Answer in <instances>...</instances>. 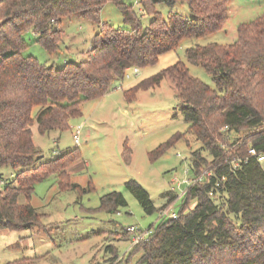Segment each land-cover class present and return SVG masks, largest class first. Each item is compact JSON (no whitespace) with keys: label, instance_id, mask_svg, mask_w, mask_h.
I'll use <instances>...</instances> for the list:
<instances>
[{"label":"trees","instance_id":"1","mask_svg":"<svg viewBox=\"0 0 264 264\" xmlns=\"http://www.w3.org/2000/svg\"><path fill=\"white\" fill-rule=\"evenodd\" d=\"M140 1L153 16L145 29L124 0H0V166L15 171L0 192V230L38 224L29 203L33 185L51 173L68 177L72 152L41 161L32 140L35 123L40 135L69 129L81 104L107 94L127 69L152 66L183 39L220 31L227 20L229 0ZM106 2L119 8L129 30L100 24ZM178 2L187 4L189 18L171 10L165 21L153 10L155 4L172 9ZM72 15L101 27L84 60L58 69L23 55L28 29L47 52H55L61 19ZM186 59L211 76L215 89L178 62L125 91L124 98L131 101L138 90L169 79L188 132L201 144L190 154L191 169L197 176L208 167L211 175L189 186L177 218L161 219L130 254L141 252L135 264H264V168L248 154L250 148L264 154V14L240 24L233 43L190 47ZM178 138L149 152L150 159ZM125 187L146 212L153 210L137 183ZM125 204L119 192L101 199L102 206Z\"/></svg>","mask_w":264,"mask_h":264},{"label":"rangeland","instance_id":"2","mask_svg":"<svg viewBox=\"0 0 264 264\" xmlns=\"http://www.w3.org/2000/svg\"><path fill=\"white\" fill-rule=\"evenodd\" d=\"M124 3L132 7L143 29L149 26L153 16L143 9L140 0ZM153 10L165 21L171 10L190 17L186 3L178 2L172 9L159 3L153 5ZM262 14L264 0H229L227 20L220 31L183 39L154 65L138 68L137 75L129 69V77L115 80L103 97L83 102L81 114L69 120V129L40 135L33 125L32 140L41 161L72 152L66 168L68 177L51 173L35 182L29 203L38 224L21 230H0V264H135L141 252L130 254L131 235L126 232L127 227L152 232L161 220V210L169 208L170 215L180 212L181 195L195 178L190 154L201 144L188 132L169 79L138 90L131 101L125 100L124 92L178 62L187 67L192 77L215 89L211 76L187 61L186 50L196 45L231 44L240 24ZM98 19L114 30H129L112 2L101 7ZM100 29L93 21L75 15L62 18L58 48L53 53L36 42L33 30L28 29L23 33V55L58 69L68 62H80L86 58L92 38ZM77 128L75 143L73 135ZM178 135L180 138L162 154L150 159L149 152ZM203 155L209 162L210 157ZM14 176L15 171L9 166H0V192ZM128 181H134L148 194L151 212H146L125 187ZM111 192L121 193L126 204L102 206V197ZM190 205L192 208L193 204Z\"/></svg>","mask_w":264,"mask_h":264},{"label":"built area","instance_id":"3","mask_svg":"<svg viewBox=\"0 0 264 264\" xmlns=\"http://www.w3.org/2000/svg\"><path fill=\"white\" fill-rule=\"evenodd\" d=\"M132 69V73L134 75L138 74V67H132L130 68ZM129 69L126 70V72ZM124 74V78H128L129 75L128 74ZM78 134H79V129L77 128V130L75 131L74 135H73V139L74 142L77 143L78 142ZM248 154L255 156L256 160L260 163L264 162V154L262 153H257L253 148L248 149ZM211 173L208 170H204L202 171L199 175L195 176L194 179L191 180L190 182V186L193 185L194 183L200 182L202 181L206 176H210ZM187 191V190H186ZM186 191H184L182 193L181 196H183ZM163 218H170V219H176L177 215L176 213H172L171 215L169 214V208H164L163 210H161L160 212V217L159 219H163ZM126 232L129 233L131 235V239H130V250L133 249L136 245H138L140 242L145 241L148 236L150 235L151 232H140L139 230H137L135 227H127Z\"/></svg>","mask_w":264,"mask_h":264},{"label":"water","instance_id":"4","mask_svg":"<svg viewBox=\"0 0 264 264\" xmlns=\"http://www.w3.org/2000/svg\"><path fill=\"white\" fill-rule=\"evenodd\" d=\"M4 23V20H0V25H2Z\"/></svg>","mask_w":264,"mask_h":264},{"label":"crops","instance_id":"5","mask_svg":"<svg viewBox=\"0 0 264 264\" xmlns=\"http://www.w3.org/2000/svg\"><path fill=\"white\" fill-rule=\"evenodd\" d=\"M34 125H36V129H37V124L35 123ZM38 131V130H37Z\"/></svg>","mask_w":264,"mask_h":264}]
</instances>
